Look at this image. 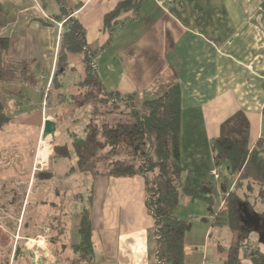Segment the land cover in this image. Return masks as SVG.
<instances>
[{
	"label": "crops",
	"instance_id": "1",
	"mask_svg": "<svg viewBox=\"0 0 264 264\" xmlns=\"http://www.w3.org/2000/svg\"><path fill=\"white\" fill-rule=\"evenodd\" d=\"M120 1L70 0L72 7L81 4L72 16L85 30L88 45L100 49L96 57L98 77L107 92L121 98L134 96L139 102L157 96L170 80L178 82L181 162L191 174L193 186L200 187L204 183L214 186V211L217 212L226 199L220 184L233 179L227 166H221L219 179L212 175L216 168L212 141L220 136L222 124L243 112L250 122V147L264 138V0H144L139 15L118 26L110 36L103 20ZM0 6L8 14L0 38L10 40L9 58L29 63L35 77L34 87L49 89L57 70L63 31V22L54 18L59 13L58 6L55 14L47 11L44 0H0ZM127 16L131 14L124 17ZM68 62L67 69L58 72V82L45 100L43 111L36 110L18 119L21 124L38 128L40 144L52 139L51 153L54 146L63 147L69 157L61 158L63 162L58 168L55 162L50 164L51 153L48 160L43 161L40 152L33 151L29 166L16 173L10 169L3 171L12 177L0 186L12 190L7 197L0 198V202L5 201L4 198L8 203L16 202L15 196L21 190L24 208L20 216L26 221L21 226L23 220L17 219L20 224L11 234V264H22L26 260L22 253L21 259L15 255L22 239L38 244L37 250L32 246L31 251L47 260V250L39 245L40 240L45 243L44 239L36 242L33 238H47L51 234L49 213L54 211L57 215L56 228L67 227L70 221L76 228L79 214L87 207L93 225L92 264H154L155 222L146 205L145 179L140 176L93 179L77 171L74 137L79 136L64 129L62 124L67 121L59 123L57 117L70 115L64 113L65 107L80 96L78 84L85 78V65L79 55H70ZM70 72L79 75L80 80L66 92L60 76ZM49 106L54 107V113L47 112ZM79 109L80 105L77 111ZM47 119L56 122L57 132L55 137L42 139ZM65 133L69 136L68 142L57 145V139ZM75 157L67 170L65 161ZM47 162L48 166L44 164L39 168L38 163ZM51 168L55 178L49 181L37 178L38 173ZM87 176L90 177L88 182L84 179ZM82 187H88L87 194L81 192ZM12 192L14 198L10 196ZM79 196L82 198H77ZM79 203L84 206L76 214L70 204ZM195 203L184 198L174 211L175 216L188 218L192 223L185 238L186 264H225L234 234L227 227L213 224L205 203L197 210L192 209ZM194 211L198 217H194ZM1 229L4 228L0 225ZM2 254L5 249L0 248V257ZM240 258L241 264H252L242 254Z\"/></svg>",
	"mask_w": 264,
	"mask_h": 264
},
{
	"label": "trees",
	"instance_id": "2",
	"mask_svg": "<svg viewBox=\"0 0 264 264\" xmlns=\"http://www.w3.org/2000/svg\"><path fill=\"white\" fill-rule=\"evenodd\" d=\"M54 1L59 8V13L54 18L63 22V31L57 70L48 89L47 99L58 82V72H64L69 66L68 57L79 55L85 65V78L78 84L80 97H83L80 108L91 102L114 107L120 103L128 110V113L122 114L127 118L126 121H92L86 125L83 138L75 135L77 171L90 175L93 179L99 176H140L145 179L146 205L155 222L157 249L154 264H186L185 238L192 223L188 218L174 215L175 209L184 198L205 203L213 224L216 227H227L234 234V243L228 249L225 264H241V254L252 264H264V253L249 242L251 231L248 227L257 226L253 217L260 219L259 242L264 244V213L256 212V206L251 203L249 194L257 185V198L264 205V138L259 139L254 147H250L251 129L247 116L243 112L235 114L222 124L220 136L212 141L215 167L226 165L230 176H238L233 189H230L229 180L221 185L220 191L226 195V199L222 209L215 212L214 186L211 183H204L200 187L193 186L191 174L181 162V91L178 82L171 80L157 96L142 102L134 96L121 98L116 93L107 92L97 74L96 57L100 49L88 45L85 30L72 16L81 4L72 7L70 0ZM143 1L121 0L104 17L105 31L112 36L118 26L136 18ZM128 14L131 16L124 17ZM7 17V12L0 6V30L7 25ZM9 47L10 40L0 38V132L13 120V111L22 104L23 96L25 97L23 88L36 85L29 63L9 58ZM73 100L76 102L77 99ZM111 113L118 112L113 110ZM103 150L107 152L103 154ZM56 157L66 158L69 153L66 148L54 146L51 165ZM105 162L106 170L102 172L100 165ZM37 178L42 181L52 180L55 178V171L51 168L45 173H38ZM243 183H247L248 192L245 190L244 196H241L238 191ZM78 217L79 224L74 230L78 241L72 250L78 257L77 264H92L93 225L89 207L83 209ZM244 218L247 226L242 224ZM61 230L59 236L64 238L67 236L66 230L64 231V227Z\"/></svg>",
	"mask_w": 264,
	"mask_h": 264
},
{
	"label": "rangeland",
	"instance_id": "3",
	"mask_svg": "<svg viewBox=\"0 0 264 264\" xmlns=\"http://www.w3.org/2000/svg\"><path fill=\"white\" fill-rule=\"evenodd\" d=\"M44 3L49 13H53V12L54 14L57 13L58 8L54 0H44ZM60 77L63 78V82L65 83L63 88H64V91L66 92L74 86L75 82L80 80L79 75H77L75 72H70L68 75L60 76ZM47 92H48L47 88L45 90V88L43 89L39 87H24L25 100L23 101V104L19 105L18 108H16L13 111V115H12L13 120L5 127L3 131L0 132V185H2V183H7L9 179L12 177L10 174H6L3 172L5 169H10L14 173L20 172L22 170L21 169L22 167H27L31 164L32 158H33V155H32L33 151L38 153L40 145H41L40 144L41 140L40 139L38 140V128L32 124H21L19 123L20 119L18 118H20L23 115L32 114L36 110L43 111L42 110L44 109L43 104L45 100L47 99V95H48ZM77 98L80 100L79 104L75 102L71 104L70 106L65 107L64 113L70 114V115L69 116L65 115L67 117L62 116L61 119L58 118L59 117L58 116L57 119H59V123L62 121L68 122V117L69 118L71 117L68 123L63 122L62 124L63 128L67 129L71 133L73 132L77 134L81 138L85 135L84 129L86 125L92 121L102 123L104 119H107L108 122L113 121L115 119L125 120V121L127 120V118L122 115V114L128 113V110H126L127 107L123 106L120 103H118L116 107H113L111 105H108V106L101 105V104L98 105V104L91 102V104L87 105L86 107H82L77 111V107L80 105V102L83 100V97L78 96ZM53 109L54 107L49 106L47 112L54 113L55 110ZM113 110H116L120 115L118 116L117 115L118 113H114V114L111 113ZM62 125H61V128H62ZM68 139H69V136L67 135V133H65L63 137H61L60 139H57L56 144L57 145L65 144L66 142H68ZM5 151H7V154H4ZM106 152L107 150H103V154H105ZM51 154H53V152ZM54 160H55V165H57V167L59 168V166L62 165L61 163L63 161H60L58 157H56ZM74 160H76V157L73 160L69 159L68 161H65L68 164L67 170L69 169V167H71ZM44 164L48 166V162L38 163L39 168H41L42 166H45ZM100 167H101V171L104 172L106 170L105 168L106 162L100 165ZM80 177L81 176H79L78 178ZM84 179L86 180V182H88L90 180V177L87 176V177H84ZM237 180H238L237 175L233 176L232 181L229 180L230 189L234 188ZM225 182L226 181H224V183ZM80 184L81 186L83 185V180H82V183ZM222 184H220V186ZM243 184L244 185H242V188L238 191L239 195L241 196H244L245 190L248 192L247 183H243ZM87 188L88 187H85V188L82 187L81 192H84L85 194H87L88 193ZM11 190H12L11 187L4 186L3 188L2 186H0L1 200L3 199V197H7V194H9V191L11 192ZM17 194L18 195L15 196L16 202L14 203H8L6 201L7 198H4L5 201L0 202V225L4 228V229H1L0 231V248L5 249V254H2L0 257V264H8V263L11 264V261L13 260V256L11 257V251L13 248V245H12L13 242L11 241V234L15 233L17 224H20L18 223L17 219L23 220L22 216H20L24 208L23 206L24 203L22 202L23 197H22L21 190ZM249 194H251V197H250L251 203L256 206V209H257L256 212L258 214L264 213L263 202L261 199L257 198L259 197V190H258L257 185L253 187L252 191H250ZM10 196L11 198H14V192H12ZM82 205H83L82 203L75 204L73 206L72 204H70V209L72 210V212H75L77 214L79 213L80 208H82ZM199 205H203V203L201 201H196L195 205L192 206V209L197 210ZM54 213H55L54 211L51 214L49 213V217H48L49 225L52 228L50 231L51 234L47 238H45L44 236H40L38 238H33V240L37 242L40 240V238L44 239L45 243L43 242V240H40L41 242H39V245L42 248H45L49 254V258L45 260L49 262L48 264H77L78 257L74 253V250H72V247L78 241V238L74 231L75 228H73V222L70 221L72 223L69 222L66 225L68 230L67 228L64 227V231L66 230L65 235L67 236H65L64 238H60L61 236L59 235L62 231L61 229L63 226L60 225L61 227L59 226L58 228L55 227L57 222L54 221V218L56 219L55 216L57 215H55ZM193 213H194L193 214L194 217H198L197 216L198 214L196 213V211H194ZM57 214H60V212H57ZM254 218L255 217H253V221L256 222L257 226L255 227L256 229L254 228L253 225L248 226L250 227V231H251L249 242L252 243L253 247L263 250V253H264V244L259 242V233H258L260 230L261 221L260 219L258 220L257 218L255 219ZM25 223L26 221L23 220L21 226H24ZM242 224L247 226V222L245 218L242 221ZM224 241H227L226 237H224ZM32 246H35V251H36L38 248V244L30 242V241H25L24 239L19 241V247L22 248V251L23 250L27 251L28 248L31 251V249L33 248ZM64 248H66V250H63ZM19 258L21 259V256H19ZM22 264H31V263H30V260L26 259L24 260V262H22Z\"/></svg>",
	"mask_w": 264,
	"mask_h": 264
},
{
	"label": "water",
	"instance_id": "4",
	"mask_svg": "<svg viewBox=\"0 0 264 264\" xmlns=\"http://www.w3.org/2000/svg\"><path fill=\"white\" fill-rule=\"evenodd\" d=\"M57 132V124L55 121L47 119L44 123L42 139H47L48 137H55ZM22 253L23 256L28 260H30L31 264H48L47 261L44 260L42 256H38L36 253L32 251H22L21 248H17L16 257H18ZM17 259V258H16Z\"/></svg>",
	"mask_w": 264,
	"mask_h": 264
},
{
	"label": "bare ground",
	"instance_id": "5",
	"mask_svg": "<svg viewBox=\"0 0 264 264\" xmlns=\"http://www.w3.org/2000/svg\"><path fill=\"white\" fill-rule=\"evenodd\" d=\"M51 149H52V147H51V143H50L49 140H46L45 142H43L41 144V147H40V150H39L40 156H41V160H43V161H47L48 160V157H49V155L51 153Z\"/></svg>",
	"mask_w": 264,
	"mask_h": 264
},
{
	"label": "built area",
	"instance_id": "6",
	"mask_svg": "<svg viewBox=\"0 0 264 264\" xmlns=\"http://www.w3.org/2000/svg\"><path fill=\"white\" fill-rule=\"evenodd\" d=\"M212 175L214 176V178L219 179L221 176V167H216L213 171H212Z\"/></svg>",
	"mask_w": 264,
	"mask_h": 264
}]
</instances>
